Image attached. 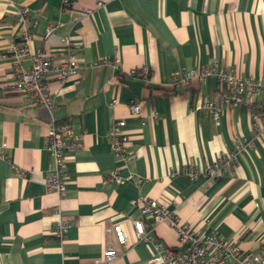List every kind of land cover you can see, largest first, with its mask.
Instances as JSON below:
<instances>
[{
  "label": "crops",
  "instance_id": "1",
  "mask_svg": "<svg viewBox=\"0 0 264 264\" xmlns=\"http://www.w3.org/2000/svg\"><path fill=\"white\" fill-rule=\"evenodd\" d=\"M86 9L93 13L85 15ZM24 28L33 53L43 50L60 61L70 40L81 47L80 63L110 61L64 83L49 74L56 100L51 117L6 88L15 82L16 62L7 50ZM32 58L19 62L30 69ZM214 64L264 83V0H72L69 9L62 0H0V264H105L97 261L110 247L118 256L108 264H146L160 245L177 248L179 237L167 221L143 217L133 204L140 197L164 205L193 230L215 232L264 259V95L237 109L224 107L216 126L201 111L224 89L215 77L173 86L174 77ZM144 67L151 70L148 80L129 76ZM133 102L159 118L144 123L132 116ZM257 111L263 114L255 119ZM119 119L129 137L127 165L114 155L109 137ZM64 122L73 125L80 146L65 154L67 189L59 195L46 186L53 167L47 144L54 123ZM237 141L247 145L226 166L229 174L193 181L183 176L186 167L212 166ZM116 168L141 182L103 184ZM60 217L72 222L62 244L51 233ZM134 220L144 221L153 240L137 238ZM115 226L129 238L128 249L107 232Z\"/></svg>",
  "mask_w": 264,
  "mask_h": 264
},
{
  "label": "built area",
  "instance_id": "2",
  "mask_svg": "<svg viewBox=\"0 0 264 264\" xmlns=\"http://www.w3.org/2000/svg\"><path fill=\"white\" fill-rule=\"evenodd\" d=\"M62 5L65 9L71 8L72 0H62ZM104 2L100 1L97 7H103ZM93 13V9H86L85 15ZM28 10L25 9L20 13L18 21L24 23ZM55 25L51 24L46 29L45 38H52ZM32 35L27 28L22 31L19 43L12 44L7 54L14 56L15 82L6 88L13 89L16 92L22 93L28 101L34 102L42 108H45L53 115L56 108V100L52 96L47 82V76L51 73L55 74L57 79L64 83L72 75L81 72L85 68H97L110 63L108 59L91 62L86 65L80 63L77 58V52L81 49L80 45L72 44L70 40L65 43L68 47L67 55L60 61H54L47 56L43 50L35 53L32 52L31 43ZM33 57L32 66L30 69H25L20 64L21 58ZM151 75V70L144 67L140 70L133 69L129 72L132 78L140 77L148 80ZM215 77L219 84L224 89L212 100H205L201 111L211 115L216 126L220 125L223 108L237 109L246 101L257 96L264 95V83L255 80L253 77H243L234 69L221 68L217 64L204 68L200 72H185L174 77L173 86L176 89H182L190 86L194 79L206 81L208 77ZM114 100L112 104H115ZM262 110V109H261ZM131 115L140 118L142 122L149 120L156 121L158 112L153 111L149 115L142 113L140 103L133 102L130 105ZM263 114L262 111H257L254 118L258 119ZM126 121L119 119L115 121L109 131V137L112 142L114 155L124 165H127L132 160V155L129 151V137L124 133ZM259 127L256 126V129ZM246 141H237L234 144L233 150L224 157L216 160L212 166L199 170L195 167H186L183 171V176L193 181L200 177L206 179H216L221 175L229 174L226 166H231L236 163L238 155L246 147ZM80 146V137L74 132L73 125L70 123H54L48 134L47 150L53 158V167L50 176L47 179L46 186L48 190L54 191L59 195L66 192V163L65 154L68 151H73ZM121 169L116 168L110 171L103 179L105 185H120L128 180L140 183L134 175L130 174L125 177L121 175ZM20 175H24L22 171L16 169ZM231 175H234L232 171ZM133 204L140 208L143 217L151 218L154 223L167 221L177 232L179 237V246L177 248H162L158 249L157 255L149 260L146 264H264V259L250 252L243 251L241 247L231 241L217 235L215 232L201 233L193 230L187 224L180 221L174 212L168 210L164 205L155 200L140 197L133 201ZM136 236L139 240H153V237L147 232L144 221L134 220ZM72 227V222L68 219L59 218L51 227V233L62 244L67 238L69 229ZM114 231L119 239V242L126 249L130 246V240L123 232L120 226H115L114 229H108L107 232ZM118 256L117 249L110 247L104 251L103 258L98 260V263L108 264Z\"/></svg>",
  "mask_w": 264,
  "mask_h": 264
},
{
  "label": "water",
  "instance_id": "3",
  "mask_svg": "<svg viewBox=\"0 0 264 264\" xmlns=\"http://www.w3.org/2000/svg\"><path fill=\"white\" fill-rule=\"evenodd\" d=\"M43 110H45L49 114V116L51 117V114L45 108H43Z\"/></svg>",
  "mask_w": 264,
  "mask_h": 264
}]
</instances>
